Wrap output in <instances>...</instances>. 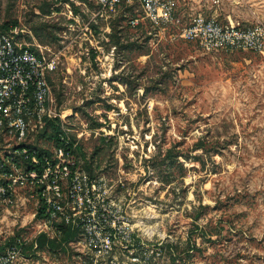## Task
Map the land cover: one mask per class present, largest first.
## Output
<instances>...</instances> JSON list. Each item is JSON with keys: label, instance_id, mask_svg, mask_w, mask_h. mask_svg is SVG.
<instances>
[{"label": "rangeland", "instance_id": "rangeland-1", "mask_svg": "<svg viewBox=\"0 0 264 264\" xmlns=\"http://www.w3.org/2000/svg\"><path fill=\"white\" fill-rule=\"evenodd\" d=\"M171 2L178 25L165 33L137 4L100 19L90 0H0V27L16 22L56 60L53 108L70 115L60 130L135 239L115 264H264V56L176 37L199 14L264 25V0ZM41 135L37 145H56ZM21 197L0 223L3 238L28 239L20 264H90L77 239L33 250L39 210Z\"/></svg>", "mask_w": 264, "mask_h": 264}, {"label": "built area", "instance_id": "built-area-1", "mask_svg": "<svg viewBox=\"0 0 264 264\" xmlns=\"http://www.w3.org/2000/svg\"><path fill=\"white\" fill-rule=\"evenodd\" d=\"M90 1L96 7L95 18L106 19L124 5L137 4L143 20L159 31L165 33L178 25L171 0ZM138 22L133 19L131 25ZM24 34L18 27L0 34V223L13 215L22 194L38 206L36 236L59 239L67 227L77 232L74 243L77 239L76 243L83 245L91 256L90 264H115L113 251L120 248L132 254L135 239L128 217L108 199L105 181L77 168L71 151L63 147L70 142L64 131L58 135L62 146L41 144V152L34 146L48 121L64 122L70 115H58L53 108L50 76L56 60L34 51L23 40ZM169 36L175 38L172 33ZM176 37L197 43L206 52L241 51L264 56L261 23L243 27L199 14L178 29ZM75 148L73 143L72 150ZM28 246L23 236L9 240L0 234V264H20ZM37 248L33 243L32 249Z\"/></svg>", "mask_w": 264, "mask_h": 264}, {"label": "trees", "instance_id": "trees-1", "mask_svg": "<svg viewBox=\"0 0 264 264\" xmlns=\"http://www.w3.org/2000/svg\"><path fill=\"white\" fill-rule=\"evenodd\" d=\"M16 24H17L16 22H13L11 26L4 25V26L0 27V34L8 32V30L11 27H17ZM48 130L52 131L53 136L50 134L46 135ZM41 134H42L41 136H43V137L45 136L48 140H54L55 144H56L55 146H62L59 143V139H58L59 138L58 135L62 134V131L60 130V127H59L58 120L48 121L46 123L44 129L41 131ZM37 136H38V134H37ZM37 140H39L38 137H36V142H35L34 146L38 147V150L41 149V150H39L41 152L42 148L39 147V145H41V144L37 145L36 144V143H38ZM72 144H73V142L70 140V142L66 145H63V147L65 148V150L71 151L72 155H74L75 153L77 154V152H78V154L81 157H84L80 151V148H75L72 150ZM76 236H77V232H72L69 228L64 227L62 230V235H61L60 239L48 240L45 236H40V237L36 238L33 243H36L38 248H43V247L47 246L49 249H52V250L53 249L60 250L64 247L63 245H66L71 240H74L76 238ZM33 243L30 245V247H32ZM26 248H28V247H26ZM192 248L195 249V245H193Z\"/></svg>", "mask_w": 264, "mask_h": 264}, {"label": "crops", "instance_id": "crops-1", "mask_svg": "<svg viewBox=\"0 0 264 264\" xmlns=\"http://www.w3.org/2000/svg\"><path fill=\"white\" fill-rule=\"evenodd\" d=\"M224 22V21H223Z\"/></svg>", "mask_w": 264, "mask_h": 264}]
</instances>
